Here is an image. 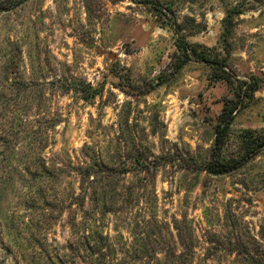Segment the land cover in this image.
Listing matches in <instances>:
<instances>
[{
	"label": "rangeland",
	"instance_id": "374dc122",
	"mask_svg": "<svg viewBox=\"0 0 264 264\" xmlns=\"http://www.w3.org/2000/svg\"><path fill=\"white\" fill-rule=\"evenodd\" d=\"M158 1L0 0V264H264V6Z\"/></svg>",
	"mask_w": 264,
	"mask_h": 264
},
{
	"label": "trees",
	"instance_id": "16d2710c",
	"mask_svg": "<svg viewBox=\"0 0 264 264\" xmlns=\"http://www.w3.org/2000/svg\"><path fill=\"white\" fill-rule=\"evenodd\" d=\"M133 3L141 4L150 10L151 12L158 14V20L163 24L175 25V19L173 12L167 7L160 5L158 0H129ZM233 6L227 10L225 17L223 18V26L226 29H230L235 23V16L241 15L250 11L260 10L264 6V0H233ZM179 50L181 51L182 61L187 62L195 60L197 62L212 63L220 71L225 73L223 70L224 66L222 64L211 62L207 56L203 53H197L196 49L190 45H186L180 40ZM221 67V68H220ZM73 88V87H72ZM248 89V86L246 87ZM76 91V87L73 89ZM80 92V91H77ZM240 97V96H239ZM244 106L241 104V100L238 99L234 103L232 101L227 102L223 105L221 114L218 117V122L215 126V139L213 144V156H216L215 161L212 162L211 166L215 168V173L230 172L236 166L240 164V161L234 162L232 165H227L219 163L218 156L220 154L221 148L226 140L228 130L237 114L239 109ZM242 144L248 149V153L242 157L243 161L250 160L255 156L259 155L264 151V131L249 130L246 131L242 136ZM90 170H88V173ZM87 173V174H88ZM87 222V221H86ZM86 229V228H85ZM84 229V230H85ZM90 251V249L88 248ZM91 252V251H90ZM258 253L257 251L250 252L249 256L254 262L256 260ZM182 258V254L178 256V259ZM180 264H183L180 262Z\"/></svg>",
	"mask_w": 264,
	"mask_h": 264
}]
</instances>
